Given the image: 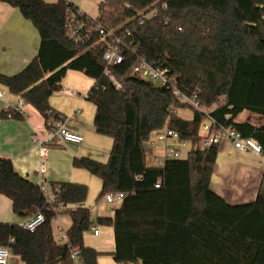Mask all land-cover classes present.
<instances>
[{"label":"trees","instance_id":"obj_1","mask_svg":"<svg viewBox=\"0 0 264 264\" xmlns=\"http://www.w3.org/2000/svg\"><path fill=\"white\" fill-rule=\"evenodd\" d=\"M0 1L19 8L40 36L36 56L16 74L0 73V84L46 121L59 116L48 100L67 70L93 78L86 98L95 106L96 132L110 136L112 146L106 163L87 157H75L72 163L101 179L100 197L125 194L113 216H99L96 223L84 205L87 185L57 182L52 184L53 190L60 189L56 202L67 208L56 211L46 204L39 185L0 156V194L11 200L13 212L27 216L40 210L44 215L32 232L0 222V245L9 246L22 264H73L70 250L78 245L85 264H98L100 252L84 245L83 237L99 223L113 227L112 254L121 264H264V168L254 201L243 208L211 187L219 143L193 148L163 168L149 165L144 143L154 131L169 127L197 144L204 116L194 111L184 119L171 112V90L133 71L138 56L161 63L184 94L197 93L218 123L253 138L264 153V123L235 121L245 110L264 118V0H101L96 19L107 28L125 27L137 22L139 12L155 9L133 27L137 53L126 52L123 62L111 67L120 87L103 73L104 42L98 35L84 43L67 37L64 24L74 7L71 1ZM3 115L19 114L11 110ZM159 177L162 184L154 187ZM61 212L71 218L64 243L52 228Z\"/></svg>","mask_w":264,"mask_h":264},{"label":"crops","instance_id":"obj_2","mask_svg":"<svg viewBox=\"0 0 264 264\" xmlns=\"http://www.w3.org/2000/svg\"><path fill=\"white\" fill-rule=\"evenodd\" d=\"M44 1L56 2L57 0ZM70 1L78 7L72 0ZM39 45V32L33 23L22 15L19 8L0 1V73L4 75L18 73L36 56ZM93 84V78L80 71L69 69L59 88L49 97L51 109L59 116L70 117L69 127L80 133L83 141L79 144L62 143L48 148L44 173L50 189H52V184L57 182H76L87 185L88 193L84 205L88 208L95 193H98L96 200L100 197L102 181L86 169L74 167L72 162L75 157L98 159L96 153L103 144L102 135L96 132L93 123L95 106L86 98ZM0 90L5 92L0 97V156L10 159L14 170L19 175L36 183L39 156L33 149L31 141L32 127L44 125L45 119L25 101V115L4 116L3 113L9 107H14L20 96L10 93L1 84ZM240 114L236 116L235 121L242 122L238 120ZM250 118L253 116L247 115L246 121ZM257 121L252 124L260 125L264 123V118H258ZM225 151L228 155L234 156L231 160L223 158L219 168L216 162L214 171L219 170L221 178L226 182V187L224 185L221 190L218 188L216 190L212 184L211 187L235 206L247 207L256 197L262 180L263 167L259 164L255 154L251 151L237 150L227 140L219 143L217 155L222 156ZM113 214L114 211L108 217H112ZM29 217L30 215L15 214L11 200L0 194V222L22 224ZM91 219H95L92 214ZM70 225L71 218L67 212H61L53 219L52 228L56 240L58 235L66 232ZM96 225L99 227L98 235H94L91 229L87 231L83 237L84 245L100 252L97 258L98 264H121L112 254L115 248L113 227ZM7 264H22V261L18 255L11 253Z\"/></svg>","mask_w":264,"mask_h":264},{"label":"built area","instance_id":"obj_3","mask_svg":"<svg viewBox=\"0 0 264 264\" xmlns=\"http://www.w3.org/2000/svg\"><path fill=\"white\" fill-rule=\"evenodd\" d=\"M163 7L166 8V5L164 4ZM154 13L155 9H151L147 12L141 11L138 13L140 17L137 22L134 20L130 21L127 26L122 28H107L103 26L96 17L88 15L74 5V7L67 11L64 27L67 37L77 43L89 41L94 35L99 36L104 42L101 55L104 62L103 73L113 85L120 87V83L111 72V67L123 62L126 52L137 53L139 45L133 40V34L135 32L133 27L136 26V24L141 25L144 18L150 17ZM133 71L137 75L156 84L166 86L171 90V93L174 96V104H171L169 107L171 112L176 113L175 111L180 108V105H185V107L191 108L193 112H198L204 116V120L200 124V139L197 144L182 139L176 130L169 127L154 131L147 142L144 143V147L149 152V165L163 168L168 160L185 157L186 155H183L185 152H182V149L184 148H188L186 152L188 153L193 148H207L212 144L227 140L235 149L240 151H251L255 154L260 161V165L264 168V153L261 145L253 138L243 137L242 134L231 125L218 123L216 119L210 115L212 107L202 104L198 100L197 93L191 95L184 94L177 84L176 77L170 74L169 70L161 63L149 61L144 57L138 56L137 62L133 66ZM4 94V90H0V97ZM11 110L20 115H25L24 100L21 97H18L16 105L7 109V111ZM229 117V114L225 115L226 119ZM69 118L70 117L64 116H50L45 121L44 125L32 127L31 141L33 149H35L39 156L37 164L38 179L36 184L39 185L44 193L46 204L55 206L57 208L56 211L66 209L67 206L61 203L57 204L56 202L60 189L56 187L52 190L46 183L44 175L46 170L45 156L47 149L52 146L62 143L79 144L83 141V136L69 127ZM162 181L163 178L159 177L154 183V187H159L162 184ZM124 196L125 194L121 191L107 192L104 195V198L108 203H120ZM56 216H54V218H56ZM43 221V213L40 210H37L21 225L26 230L32 232ZM91 230L94 235H98V225L94 224L91 227ZM13 241V238L9 239V242ZM57 241L59 243L68 241L66 232L59 234ZM11 253L9 246L0 245V264H7ZM70 258L72 259L73 264H85L80 255V247L78 245L71 247Z\"/></svg>","mask_w":264,"mask_h":264},{"label":"rangeland","instance_id":"obj_4","mask_svg":"<svg viewBox=\"0 0 264 264\" xmlns=\"http://www.w3.org/2000/svg\"><path fill=\"white\" fill-rule=\"evenodd\" d=\"M72 1L78 6L79 10L87 13L88 15L93 16V17H96L98 15V4L101 0H72ZM175 112L179 117L184 118V119H191L192 115H193V110L189 107L179 108ZM247 115L253 116V118H250L248 120L251 123H257L258 118L262 119V117L245 110L244 112H242L238 116V120L239 121H243V120L246 121ZM102 140H103V144L99 147V149L97 150L98 152L96 153L98 159H96V158H93V159H95L99 162H102V163H106L108 160V153H109L110 148L112 146L113 140L108 135H102ZM187 149L188 148L182 149V152H185L183 155H187V153H186ZM233 156L234 155H231V154L228 155L227 151H225L222 156L217 155V159H216L217 161L216 162L218 164V168H219L221 161H223V158H225V159L228 158L231 160V158ZM258 162L260 164L259 159H258ZM225 183L226 182L221 178V173L219 172V170L218 171L215 170L213 172V175L211 178L212 186L216 190H217V188H218V190H221L222 187L225 185ZM225 187H226V185H225ZM97 195H98V193H95L94 197L92 198L90 207H89L90 212H91L90 214H92V216L95 217L94 220L92 219L94 222H96L97 216H111L114 208H116L119 205L118 202L108 203L105 200L104 196H101L96 200ZM100 225H102V224H100Z\"/></svg>","mask_w":264,"mask_h":264}]
</instances>
